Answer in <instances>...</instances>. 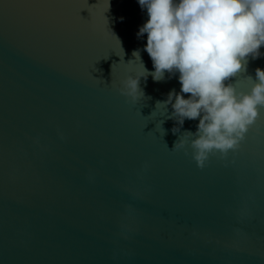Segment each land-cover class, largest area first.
Segmentation results:
<instances>
[{
	"label": "water",
	"instance_id": "obj_1",
	"mask_svg": "<svg viewBox=\"0 0 264 264\" xmlns=\"http://www.w3.org/2000/svg\"><path fill=\"white\" fill-rule=\"evenodd\" d=\"M49 2L0 0V146L31 164L0 185V264H264V108L242 150L198 167L190 143L173 148L197 121L174 133L171 105H157L178 74L140 77L136 101L121 92L143 71L134 50L154 70L137 0H102L123 50L95 64L106 84L88 74L105 49L35 7ZM257 67L264 54L228 82L246 91ZM129 201L138 218L124 228Z\"/></svg>",
	"mask_w": 264,
	"mask_h": 264
},
{
	"label": "clouds",
	"instance_id": "obj_2",
	"mask_svg": "<svg viewBox=\"0 0 264 264\" xmlns=\"http://www.w3.org/2000/svg\"><path fill=\"white\" fill-rule=\"evenodd\" d=\"M147 19L137 37L146 34L144 50L152 60L149 72L140 58L133 56L143 71L123 81L122 94L136 101L143 95L140 77L153 80L165 73L178 74L180 90L167 93L174 119V133L185 119L195 120L196 131H185L190 140L179 139L173 148L190 143L192 157L204 167L210 155L227 157L235 153L264 108V68L255 69V79L248 77L245 91L229 83L231 77L246 70L248 57L264 54V0H137ZM185 94H188L187 96Z\"/></svg>",
	"mask_w": 264,
	"mask_h": 264
},
{
	"label": "snow or ice",
	"instance_id": "obj_3",
	"mask_svg": "<svg viewBox=\"0 0 264 264\" xmlns=\"http://www.w3.org/2000/svg\"><path fill=\"white\" fill-rule=\"evenodd\" d=\"M35 7L43 10L53 22L70 28L73 31L85 32L87 35L97 40L99 45L105 49L106 56H101L98 60L94 61L88 67V74L90 78L102 81L106 84L103 80L93 76V72L96 70L95 64L101 58H107L110 52H115L121 57L123 56L120 43L117 42V39L113 38L114 33L108 27V20L105 13L108 11L109 7L106 8L102 0H96V3L92 5L89 4L88 0H52V2L36 5ZM85 9L88 13L86 17L81 15V11ZM137 61H129L127 64L121 62L120 64L113 65L117 67L122 63L123 65H135ZM116 79H118V73L114 77L112 66V81L110 84H113ZM256 130L257 128L254 129V134ZM253 138L254 135L252 139ZM248 139L249 137L246 135L245 139L241 142L240 148L236 152L243 149ZM29 166H31L30 161L19 155L13 147L8 145L0 146V185L5 187L7 176L11 171L23 170ZM116 213L119 218L120 226L124 228H131L134 226L138 218V209L131 201L122 205L120 209L116 210Z\"/></svg>",
	"mask_w": 264,
	"mask_h": 264
}]
</instances>
